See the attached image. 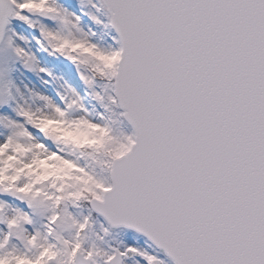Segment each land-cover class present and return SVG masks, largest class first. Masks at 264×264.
<instances>
[{"label":"snow or ice","instance_id":"snow-or-ice-1","mask_svg":"<svg viewBox=\"0 0 264 264\" xmlns=\"http://www.w3.org/2000/svg\"><path fill=\"white\" fill-rule=\"evenodd\" d=\"M0 264H264V0H0Z\"/></svg>","mask_w":264,"mask_h":264}]
</instances>
